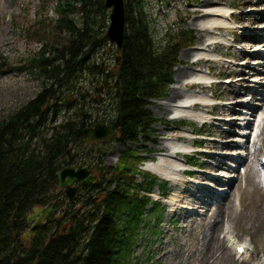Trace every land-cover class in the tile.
I'll list each match as a JSON object with an SVG mask.
<instances>
[{
  "label": "rangeland",
  "instance_id": "374dc122",
  "mask_svg": "<svg viewBox=\"0 0 264 264\" xmlns=\"http://www.w3.org/2000/svg\"><path fill=\"white\" fill-rule=\"evenodd\" d=\"M72 1L75 5L80 3V0H69ZM190 1V2H189ZM143 0V10L145 11L149 26L151 29V35L156 45H163V38L166 34L176 31V29L183 25L188 27L193 34V45L184 47L178 55L180 60L172 69V79L173 83L168 88L165 96L161 99L152 100L149 105V109L152 115L155 118H161L162 122L153 124V133L151 135L139 136L138 139L134 142H130L127 145L135 147V149H147V150H163L164 144L167 139L172 136L182 137L184 134L180 131H170L173 125H176L179 120H185L186 123H190L194 132L199 135V137L215 136L211 129L214 125L218 126L217 123H203L202 121H194L186 119L185 117H176L168 118L166 117L168 110L160 109L157 104L159 100L169 101L172 99V90L174 86H179L178 88L184 89L187 92H191L193 87L185 88L183 81L178 76H175V73L178 69H193L194 66L205 67L201 61L193 62L190 54H185L186 50L189 48L194 49L193 47H198L200 39L203 37L200 35V32L195 25V21L200 19L194 15L193 8H197V5H203L206 0ZM223 0L221 5L231 6L230 10H234L231 17L227 20L231 21L232 26H239L237 28L245 29L248 28L255 29L259 28L250 26L249 24L240 23V14H247L250 12L261 11V8H252V6L258 7L254 2H246L242 4V0ZM64 0H0V118H6L13 110L18 109L24 104L28 99L33 97L45 84H49L50 79L46 76L41 75L38 72V68H30L28 60L40 51L43 46H46L44 50L45 56H48L49 59H53L55 53L54 47L59 46L64 37L68 36V32L64 29H59L57 37H50L48 33L43 34L42 29L45 26L42 24H47L50 28V24L57 21V18H60L61 15L56 10V7L60 4H63ZM245 3V2H244ZM69 16L76 22L77 26L82 24L81 14L77 11L69 10ZM198 18V19H197ZM214 20L213 18H210ZM264 18H261L260 21H263ZM96 26L102 28V20L99 18ZM199 22V21H198ZM197 22V23H198ZM216 23V22H215ZM202 24L211 25L210 20L204 21ZM229 25V26H231ZM243 26V27H242ZM261 27V26H260ZM105 30V29H104ZM103 30V31H104ZM102 31V32H103ZM210 33L219 32L213 27L210 28ZM101 32V34H102ZM204 33L203 31H201ZM227 37L230 38L228 42L222 43L220 47L215 50L216 53H221L218 58L219 66L216 64V57L213 55L205 53H199L200 57L207 59V62L213 73H219L221 78H225L223 74L224 69L228 61L225 59H230L229 63L237 65L238 63H243L246 59L252 60L255 58L253 51L255 50V44L250 45L245 50V55L242 57L238 55V49L241 46L247 44L241 38L234 36L229 32L224 30L223 32ZM45 35V36H44ZM55 39H57L55 41ZM217 39V38H216ZM233 39V41H232ZM241 39V40H240ZM47 40V44L43 45L42 43ZM209 41V40H207ZM58 44V45H57ZM220 44V43H219ZM218 44V45H219ZM253 48V49H252ZM195 51V50H193ZM199 51V50H198ZM255 52V51H254ZM115 45L107 41H102L97 45V48L92 53L89 58L88 63L94 62L101 64V70L99 72H92L88 69H82V72L76 75L73 80L69 83L68 86H62L61 90L57 92L56 99H52L50 102H62L63 98L67 97L69 101L73 102V105L69 109L64 107H59L54 116L48 114L45 122L39 126V129L36 134L33 135L32 139H29L27 136L24 138L23 142H29V147L40 149L41 138L43 136H48L53 126H57L65 120L66 117H71L74 112L79 111L80 108L86 114H89L90 117L88 120L94 119H103L102 121H107L111 118H115L116 112H114V97L112 95V87L114 86V55H115ZM197 56V55H196ZM211 57L212 59L208 58ZM246 57L245 59H241ZM2 60H5L7 64H1ZM119 60V59H118ZM116 61V64L118 63ZM242 60L243 62H238ZM58 62V61H57ZM225 63V65H223ZM192 64L193 66H190ZM16 69H15V68ZM217 68V69H216ZM220 71V72H219ZM233 78V77H229ZM216 79V78H215ZM212 80V78L210 79ZM228 82L229 80H218ZM250 81V80H248ZM217 82V81H216ZM209 83V82H208ZM211 83H215L214 81ZM260 83V82H259ZM47 84V86H48ZM73 85V86H72ZM193 85H196L194 83ZM55 86V85H54ZM173 86V87H172ZM175 88V89H178ZM217 88V87H216ZM259 89V88H258ZM80 93H86L85 97L82 98ZM218 92V88L217 91ZM236 96H238L236 94ZM217 98L215 103H221L223 100L220 96L215 95ZM247 97V96H246ZM263 100L260 97H256L251 106L255 107L258 111L257 121L251 124L252 127H247V130L255 129L258 130V117L263 109L261 103ZM251 106H246L245 110ZM213 115H217L213 110ZM248 116H254L249 115ZM76 118V116H75ZM220 126V125H219ZM190 130L191 127H183L182 130ZM182 135V136H181ZM189 135V134H185ZM228 135H236L240 137L241 142H247L248 144L252 142L253 136L248 134L244 138L241 135H238V132H231ZM144 138H148L145 140ZM205 138H200V141L196 143L201 148L208 147L204 142ZM199 140V139H198ZM186 142L188 140H185ZM258 150L256 151L255 160L258 161L260 153H264V140L260 139L258 142ZM251 146V144H249ZM124 147L121 142L116 140H105L99 143L94 144L88 149H83L82 142H73L72 143V161L64 165L77 167L78 165H97L95 168L96 171H101L98 167H101L102 170H108L109 167L114 166L118 162L120 150ZM235 147H239L238 145ZM218 150H225L219 148ZM239 150H244L242 147H239ZM164 151H166L164 149ZM207 150H202L200 154L190 153L186 156H192L200 166L205 169L207 164L205 162L207 158ZM221 155H227L222 151ZM232 153H228V156ZM114 155V158L111 157ZM153 155L144 154V159L150 158ZM258 156V157H257ZM230 162V161H228ZM141 164H137L138 169L141 170ZM63 165V164H62ZM143 164V168H144ZM254 167L255 164L253 163ZM253 167V168H254ZM246 168V161H242V164L236 168V173H243ZM220 172L228 174L231 171L218 168ZM94 170V171H95ZM146 170V169H145ZM148 170V169H147ZM149 171V170H148ZM151 172V171H150ZM192 173L186 176L184 183H177L178 189L177 193L181 196L187 194V188L193 189L188 185L197 184L203 185L202 183H197V180L206 179L205 171H190ZM194 172V173H193ZM153 173V172H151ZM233 173V172H232ZM260 173V172H259ZM158 181L165 179L159 175ZM108 178V177H107ZM137 178H139L137 176ZM192 179L194 182H192ZM257 179V178H256ZM143 181L141 178L138 179ZM166 180V179H165ZM167 181V180H166ZM197 181V182H196ZM204 181V180H203ZM258 183L249 182L246 185V188L243 190V195L241 201L239 200L238 192L241 189V186L244 185L243 178H235L231 184V191L227 195L223 196V203L225 205L219 207V216L215 221L216 230V243L214 244L211 250L207 251V246L204 247L200 245L201 241V228L200 225L197 226V222L194 223L191 220L187 222H182L181 218L175 215V212L178 214L179 204L184 203L178 201L169 205L168 201L173 192L174 186L170 181H167L166 189H164V196H161L160 193L155 192V188L150 191L151 197L160 201L163 211L160 215H153L154 211L152 206L146 208V213L144 214L145 223H141L136 229V233L132 238V244L130 246V253L126 257L128 259V264H263L264 262V215L259 216L262 213L264 207V181L259 180ZM106 182H104V185ZM214 184L221 185L223 182H215ZM241 184V186H240ZM114 186V182L107 186V189H111ZM188 186V187H187ZM155 187V186H154ZM229 187V188H230ZM97 189V190H96ZM48 194L56 192L57 196L52 199V206L49 213L46 215L42 226L38 227L34 233V236H39L41 239L45 240L47 237L54 232V230H61L62 226H58L59 223L67 225L69 224L68 220L70 216L77 213V209H80L84 215H89L94 208L91 204L85 203V199H90L91 202H95L96 205H102L103 191L99 190V187L89 185L84 188H80L76 193L75 197L72 200H68L64 193L59 190L58 186L51 187ZM175 190V189H174ZM198 189H194L193 194H189L188 197L191 201L187 206L194 207L199 211H203V208L199 203H196V197L198 194ZM159 194V195H158ZM204 196V195H201ZM229 200V201H228ZM73 201V202H72ZM232 201V202H231ZM93 202V203H94ZM46 205V204H45ZM262 205V206H259ZM149 206V205H148ZM214 208V207H213ZM212 208V209H213ZM32 213V208L27 209L24 212L25 225L22 227L20 234L21 236L26 233L27 229L33 223V219L27 221V216ZM196 214L199 215L198 212ZM196 215V216H198ZM158 216V217H157ZM211 216L207 217L206 221L212 222ZM50 219V221H49ZM42 228V230H40ZM138 230V231H137ZM232 232L233 237L237 238L235 242H241L244 238L246 240V246L248 241L251 243L250 260H244L242 255H235L233 244L228 242L224 234L225 232ZM31 236V238H32ZM30 237L24 240V242H29ZM29 239V240H28ZM199 239V240H197ZM199 244H198V243ZM197 246L200 249H197ZM205 254V255H204ZM204 255V258L201 259V256ZM181 259H184V262H180ZM254 259V261H253Z\"/></svg>",
  "mask_w": 264,
  "mask_h": 264
},
{
  "label": "trees",
  "instance_id": "16d2710c",
  "mask_svg": "<svg viewBox=\"0 0 264 264\" xmlns=\"http://www.w3.org/2000/svg\"><path fill=\"white\" fill-rule=\"evenodd\" d=\"M70 9L81 14V25L77 26L69 16ZM123 9L124 34L120 58L112 74V95L114 112L120 117L116 140L125 144L148 135L158 121L148 104L167 92L179 51L193 41V34L181 25L176 31L168 32L163 45H156L143 0H123ZM56 10L61 17L50 28L42 24L43 34L57 37L58 30L64 29L68 36L53 48V59L45 56L46 46H43L28 60L31 69L38 68L41 75L50 79L48 86L45 84L21 107L0 118V264H128L126 257L132 238L139 225L146 221L148 203L155 206L156 213L161 211L159 202L143 193L151 190L155 177L138 169L142 156L129 147L121 149L118 162L108 170L98 167L101 170L98 181L88 184L103 191L101 207L86 198L85 203L91 204L94 212L84 215L77 209L70 216L69 224L59 223V227L63 225L61 230H54L45 240L32 236L29 242H24L20 234L26 223L24 212L52 202L57 196L56 192L48 194L51 187L57 186V171L71 163L72 143H81L83 128L95 121L88 120L90 115L80 108L41 138L42 148L29 147L28 141L23 142L26 136L32 139L48 114L54 116L58 106L72 107L73 102L67 97L59 103L50 102L56 99L62 86H68L82 69L101 70L100 63L88 61L101 42L100 35L106 26L103 0H80L77 5L64 0ZM99 18L102 28L99 24L96 26ZM42 44L46 45L47 40ZM1 64L7 62L2 60ZM79 94L82 98L86 95ZM110 121L114 123L113 118ZM135 175L144 182H137ZM112 182L113 188L107 189ZM160 186L166 189V182Z\"/></svg>",
  "mask_w": 264,
  "mask_h": 264
},
{
  "label": "bare ground",
  "instance_id": "6f19581e",
  "mask_svg": "<svg viewBox=\"0 0 264 264\" xmlns=\"http://www.w3.org/2000/svg\"><path fill=\"white\" fill-rule=\"evenodd\" d=\"M221 2L223 0H206L204 1L203 5H197V8H193L194 15L196 17H200L198 21H195V25L197 24V28L200 32V35L203 37L200 39L198 47H194V49L186 50L185 54H190L193 62L201 61L203 64H205V67H199L197 66L192 69H178L175 73V76H178L181 79V82L183 81V85L185 88L187 87H193L195 86L194 92H187L184 89L178 88L179 86H174L178 89L172 90V99L169 101L166 100H159V103L157 106L160 109H167L168 113L166 117L168 118H176V117H190L192 119H195L196 121H201L204 117H206L208 111L214 110V112L217 114L214 116L212 122L218 124H222L221 126H213L211 129V132L215 134V136H209L207 139L204 140L205 144H207L208 151H211L212 154L205 160L207 164L208 170L211 172V174H206L207 180H213V181H219L223 180V173L218 172V169H216L218 166H222L225 169L226 168H234V166H237V163L241 160V157H243L246 161V168L244 172L239 175H231L228 177H234V178H225V183L230 185L235 177H243L244 179V185L241 186V189L238 192L239 200L241 201V194L243 195V190L246 188V185L249 184V182L258 183L259 180L264 181V177L260 176L259 173V167L264 168V162H261L260 158L264 156L262 154L259 158V163L256 162L255 156L256 151L258 150V144L257 141L262 139L264 140V101L258 104L263 105V109L261 111V118L258 121V131L256 132L255 129L253 130L254 138L251 143V147L249 144L241 143L240 138L238 136H228V133L234 130L235 132H239L241 136L244 134V129L238 130L237 127L240 125H243L245 127L251 126L252 120H249V117H246L245 112H243L244 107L240 104H247L251 103L253 99L256 97H260L264 99V51L260 52L255 50L253 54L257 55L253 60H245L244 62L242 60H238V62H243L241 64L233 65L231 63H227L226 68L223 71V74L225 75V78H220V80H229L228 82H217V83H208L206 80L214 77L213 72L207 62V59L199 58V53H205L207 56L208 54L214 55L216 57V64L219 66V60L218 58L221 55V53H216L215 50H217L220 45H222V41L216 40V38H223L225 40H230L223 32L224 30L229 31L234 37L238 36L243 41L247 42V44L241 46L240 49L236 50L238 51V55L242 57L245 55V50L250 45L258 46L261 44V48L264 49V43L260 42L259 39H264V30H260L264 28V21H260L261 18H264V0H242V4H246V2H254L258 7L252 6V8H261L262 11H255L250 12L247 14H240V23L249 24L250 26L259 27L255 29L248 28L247 30H243L237 27H228L227 18L228 16L231 17V14L228 13V8L231 6H224L221 5ZM229 1L227 0V3ZM245 2V3H244ZM213 18L214 20L210 19ZM210 20L212 22L211 25H205L202 24L204 21ZM198 22V23H197ZM215 22H220L216 24ZM261 26V27H260ZM213 27V29L218 30L219 32H213L210 33V28ZM239 27V26H238ZM243 27V26H242ZM203 31L204 33H202ZM240 39V40H241ZM209 40V41H207ZM220 43V44H219ZM219 44V45H218ZM254 46V47H255ZM195 50V51H193ZM199 50V51H198ZM197 55V56H196ZM199 56V57H198ZM246 57H243L241 59H245ZM256 62V63H253ZM225 65V63H223ZM217 69V68H216ZM220 72V71H219ZM233 77V78H229ZM188 79L191 80H197V84L193 85L192 82H189ZM250 80V81H248ZM260 82V83H259ZM173 87V86H172ZM218 88V92L217 88ZM260 88V91H257L256 89ZM206 91H211V93H207ZM199 94V95H196ZM209 94V95H208ZM210 94H217L222 98V102L216 104L215 107L212 106L209 102H203L200 106L196 104H189V100L193 99L196 96H199L202 100H204V95L206 98L213 97ZM236 94L238 96H236ZM247 96V97H246ZM209 100V99H208ZM251 110L254 113V115H257V111L255 110V107H250ZM249 108V109H250ZM246 111V110H245ZM256 118H254L255 120ZM257 120V119H256ZM237 127H234V126ZM223 127V128H222ZM193 140L191 138L188 139L187 142L184 140H181L178 136H173L169 139H167L164 144V149L167 152H162L163 156L169 157H176V160H171L170 162H165L166 158H160V160H154L151 162H147L145 164V168L162 176L166 177L170 180L171 184L174 186L173 192L171 193V197L169 198L170 201H168L169 205H172L173 203L178 201H182L184 203L179 204L178 211V217L181 218L182 222L188 221V216H193V212L195 211L194 207L187 206L186 204H190L191 201L188 195L193 194L194 189H198L201 193L205 192L208 197H206L205 201L201 198H197L196 203H202V207L204 208L202 213L200 214L202 217H200L198 220H192L194 223L197 222V226L200 225L201 228V246H207V251L211 250L216 243V230L217 227L215 226V221L217 220V217L219 216V207L225 205L221 199L218 197V194H215L210 188L192 184L188 185L189 187H192L193 189L187 188V194L184 196L179 195L177 192L178 186L177 183L183 184L185 180L184 177V170L185 167V159L186 157L182 153L176 152V150L184 149L186 150L189 145L188 143H192ZM236 144H242L244 145V153H239L240 151L237 150L234 146ZM233 146V148H232ZM241 147V145H239ZM219 148H223L225 150H217ZM163 149V151H164ZM224 153H232L229 156H222L220 154H216V152H222ZM114 158V155L111 157ZM227 160H230L231 162L228 163ZM164 163H163V162ZM253 163L256 167H254ZM254 167V168H253ZM206 170L205 168H201ZM200 169V170H201ZM218 176H214V175ZM222 174V177H219V175ZM257 178V179H256ZM205 179V180H206ZM198 181V182H197ZM196 182L201 184L203 183L205 185H209L208 181L202 182L203 180H197ZM225 184V185H226ZM225 185L217 186L216 191H222L221 193H227L230 192L231 189L228 187H225ZM187 186V187H188ZM159 187H155V192H157ZM229 201V200H228ZM212 202V205L210 203ZM232 202V201H231ZM212 206L214 208L212 209ZM262 206V205H259ZM264 215V207L262 209V213L259 216ZM213 217L212 222L206 221L205 218L207 217ZM191 221V223H192ZM231 232H226L224 234L225 239L232 243L234 245V248L236 245L240 244V242H235L237 238L233 237ZM199 240V239H197ZM242 243L246 244V240L243 238ZM198 243V242H197ZM199 244V243H198ZM249 247H246L244 252H242V256L248 257L249 255V248H251L250 241L247 242ZM197 249H200L197 246ZM236 254H238L236 252ZM205 255V254H204ZM204 255L201 256V259L204 258ZM254 261V259H253ZM180 262H184V259H181ZM264 264V263H263Z\"/></svg>",
  "mask_w": 264,
  "mask_h": 264
},
{
  "label": "water",
  "instance_id": "95a60500",
  "mask_svg": "<svg viewBox=\"0 0 264 264\" xmlns=\"http://www.w3.org/2000/svg\"><path fill=\"white\" fill-rule=\"evenodd\" d=\"M105 8H110L107 30L103 33V39H109L111 43H115L116 46V61L119 59V52L122 47V40L124 34V9L123 0H104ZM119 115L116 117V124L119 123ZM84 145L99 141L100 139H111V131L109 126L104 123L96 122L93 126L85 127L82 131ZM86 176V177H85ZM84 177L86 179H84ZM58 185L64 187L65 195L68 199H71L77 187L73 185L75 180H80L85 183L86 180L94 181L95 176L89 173L87 167L78 165L72 167L65 165L57 171ZM52 206V202L47 203L45 206H33L32 213L27 216V221L33 219V223L27 229L26 233L23 234V238L27 239L31 237L34 231L43 224L46 215L49 213ZM16 215V211L13 212V216Z\"/></svg>",
  "mask_w": 264,
  "mask_h": 264
},
{
  "label": "flooded vegetation",
  "instance_id": "af4514ba",
  "mask_svg": "<svg viewBox=\"0 0 264 264\" xmlns=\"http://www.w3.org/2000/svg\"><path fill=\"white\" fill-rule=\"evenodd\" d=\"M108 125H109V129H110V131H111V134H112V136H111V140H113L114 139V136L116 137L117 136V130H118V128L117 127H119V125H120V123L119 124H115V123H111V121H109V123H108ZM89 127V126H93L92 124H87L86 125V127ZM113 138V139H112ZM105 141V140H104ZM101 142V141H100ZM96 143H99V142H96V141H93V142H91V143H89L88 145H86V146H84V148L83 149H88V148H90V147H92L94 144H96ZM84 166H86L88 169H89V173H91V174H93L94 176H95V181L99 178V176H98V174H99V172L98 171H96L95 170V167L93 166V165H84ZM95 170V171H94ZM86 177V176H85ZM84 177V179H86ZM95 181H93V182H95ZM91 183V181H88V180H86L85 181V183H82L80 180H78V181H75L73 184L77 187V189H76V193L79 191V189L81 188H84V187H87L88 186V184H90ZM59 190L60 191H62L63 193H64V188L63 187H60L59 186ZM75 193V194H76Z\"/></svg>",
  "mask_w": 264,
  "mask_h": 264
}]
</instances>
